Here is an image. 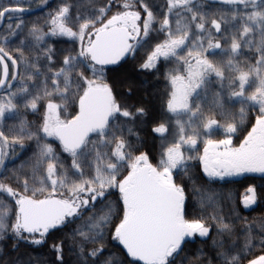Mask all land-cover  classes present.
<instances>
[{
  "label": "snow or ice",
  "instance_id": "6c2138e0",
  "mask_svg": "<svg viewBox=\"0 0 264 264\" xmlns=\"http://www.w3.org/2000/svg\"><path fill=\"white\" fill-rule=\"evenodd\" d=\"M206 2L57 0L26 22L22 0H0V251L177 264L199 238L215 257L199 264H264V223L243 215L264 185L228 188L264 177V0ZM129 59L155 104L112 75Z\"/></svg>",
  "mask_w": 264,
  "mask_h": 264
},
{
  "label": "trees",
  "instance_id": "16d2710c",
  "mask_svg": "<svg viewBox=\"0 0 264 264\" xmlns=\"http://www.w3.org/2000/svg\"><path fill=\"white\" fill-rule=\"evenodd\" d=\"M49 6V5H48ZM221 5L219 0H207L204 4V11L213 12L220 8ZM32 12L31 14L23 13V19L26 22H31L36 20L37 18H43L47 16L48 12L51 11V7L48 11H45V8ZM53 10V9H52ZM7 21L4 26L6 28ZM16 41L13 40V44ZM219 53V50H217ZM140 55H144L143 52ZM114 77H119L121 75L126 76L128 82L132 83L136 86V94L131 97L129 100L130 103H134L137 99L140 98L145 92L151 95V102L153 104L156 103L154 90L156 85L154 83H149L145 77L139 74L138 71L133 70V62L129 59V62L123 64L117 68V70L112 74ZM30 119L34 117L30 116ZM8 123H12L9 121ZM142 135L145 136L147 149L149 151L156 152L159 150V140H153L150 136L147 135L146 130L142 132ZM216 138H223L222 133L217 132ZM20 160H10L7 162L8 168L12 169L14 166L19 165ZM235 183L228 185V188L231 190L234 198L239 199L242 197L244 190L246 187L250 185H264V177L259 174H249L247 177L236 178ZM211 193L206 189H201L200 184L197 183L195 186V190L192 193V197L194 201H205L207 202ZM209 214H211V209H209ZM248 218L250 223H253L257 230L261 223H264V202L258 203V205L253 206L252 209H246L243 212ZM210 241L208 244H202L199 238L192 239L188 245L185 247L184 252L181 253L180 256L177 257V264H199L201 259H208L209 257L215 258L214 253L210 247ZM53 259L52 253L50 251V244L48 245H28L21 244L18 250H13L11 245L7 242L3 245V250L0 251V264H8L11 261H19L21 264H48L50 260ZM65 259L68 261V264H72L75 257L72 254H66Z\"/></svg>",
  "mask_w": 264,
  "mask_h": 264
},
{
  "label": "rangeland",
  "instance_id": "374dc122",
  "mask_svg": "<svg viewBox=\"0 0 264 264\" xmlns=\"http://www.w3.org/2000/svg\"><path fill=\"white\" fill-rule=\"evenodd\" d=\"M4 3H7V0H3ZM24 2V6H31L33 8L40 7V0H22ZM81 2L85 5V8L90 7L89 0H81ZM49 6L54 10L57 4V0H48ZM51 9V11H52ZM155 41L150 42L151 44H154ZM10 161V160H9ZM7 161V162H9ZM6 162V163H7ZM260 175V174H259ZM240 178V177H239Z\"/></svg>",
  "mask_w": 264,
  "mask_h": 264
},
{
  "label": "flooded vegetation",
  "instance_id": "af4514ba",
  "mask_svg": "<svg viewBox=\"0 0 264 264\" xmlns=\"http://www.w3.org/2000/svg\"><path fill=\"white\" fill-rule=\"evenodd\" d=\"M48 5H49V4H48ZM25 7L29 9L28 11L24 12V13H26V14H31V13L34 12V11L40 10V9H42L41 7L45 8V11H48V9L50 8V6H40V7H35V8H33V7H31V6H30V7H29V6H25ZM6 21H7V20H4V21L2 22L3 27H5L4 24H5ZM7 22H8V21H7Z\"/></svg>",
  "mask_w": 264,
  "mask_h": 264
}]
</instances>
